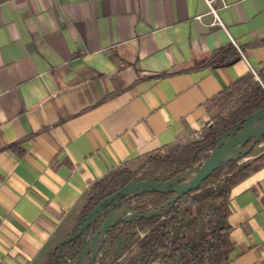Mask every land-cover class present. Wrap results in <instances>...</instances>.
<instances>
[{"label":"crops","instance_id":"1","mask_svg":"<svg viewBox=\"0 0 264 264\" xmlns=\"http://www.w3.org/2000/svg\"><path fill=\"white\" fill-rule=\"evenodd\" d=\"M212 1L223 25L206 0H0V264L44 262L94 181L201 139L209 100L264 68V0ZM230 208L232 264H264V168Z\"/></svg>","mask_w":264,"mask_h":264},{"label":"trees","instance_id":"2","mask_svg":"<svg viewBox=\"0 0 264 264\" xmlns=\"http://www.w3.org/2000/svg\"><path fill=\"white\" fill-rule=\"evenodd\" d=\"M239 52L231 45L217 51L210 60L214 66H225L239 58ZM251 71L223 89L208 102L211 123L202 130L201 139L189 144L179 142L147 155L139 170L128 167L110 171L94 181L87 201L79 214V220L71 235L104 200L134 181L152 180L168 182L201 166L211 156L219 140L228 131L245 124V119L264 109V68ZM216 110V112H215ZM264 142V134L261 136ZM252 141L245 149H249ZM254 150L238 160L223 163L200 188L172 200L173 192H143L129 199H122L121 208L139 213L132 221L121 220L108 230V238L102 242L95 263L104 264H232L234 246L231 241L230 197L232 190L264 168V151L250 159ZM142 177L138 178L140 173ZM183 181H180L182 183ZM112 203L110 206H112ZM168 204L167 206H165ZM160 210V214L144 216ZM109 213L94 223L98 232ZM127 237L117 257H111L114 242ZM85 246L82 237L59 245L47 255L43 264H66L81 256ZM127 255L125 261L120 258Z\"/></svg>","mask_w":264,"mask_h":264},{"label":"water","instance_id":"3","mask_svg":"<svg viewBox=\"0 0 264 264\" xmlns=\"http://www.w3.org/2000/svg\"><path fill=\"white\" fill-rule=\"evenodd\" d=\"M257 126L252 132L244 133L246 128L249 126ZM264 134V109L256 112L251 117L245 119V124L239 126L238 128L228 131L219 140L217 147L211 153V156L204 160V165L197 171L196 177L191 181L187 182L185 180V175L195 170L197 165L192 170L188 171L186 174L180 177L162 183L155 182L152 180L145 181H134L124 188L120 189L112 196L108 197L106 200L102 201L86 218V220L81 223L78 231L69 236L67 239L59 244L60 251H62L63 246L75 240L76 238L82 237L85 241V246L80 257L71 262V264H95V258L100 252L102 242L106 241L108 238V230L115 226L121 220L132 221L139 213L131 211L128 208H121L122 199L136 196L143 192H173L176 196L172 200H177L179 197L195 191L200 188L203 181H205L215 170H217L223 163L231 160H238L242 155H247L254 147L260 143L261 136ZM252 141V145L249 149H245L248 142ZM180 181H183L180 183ZM114 203L112 206H110ZM166 204L165 206H167ZM108 211L109 216L105 220L102 228L95 232L94 223L95 221L105 215ZM128 213L127 215H125ZM160 210L152 211L150 213H145L144 216H151L153 214H160ZM92 235L89 237V235ZM68 264V263H66Z\"/></svg>","mask_w":264,"mask_h":264},{"label":"rangeland","instance_id":"4","mask_svg":"<svg viewBox=\"0 0 264 264\" xmlns=\"http://www.w3.org/2000/svg\"><path fill=\"white\" fill-rule=\"evenodd\" d=\"M215 112H216V110H215ZM259 151H260V150H259ZM259 151H258V152H259ZM255 154H256V153L254 152V154L251 155V156H249L247 159H250V158L254 157ZM144 162H145V161L142 160L140 166H139L137 169H131V168H129V169H131V170H133V171L139 170L140 168H142ZM203 165H204V163H203ZM203 165H202V166H203ZM202 166H200V167H196V171H198L199 169H201ZM143 173H144V171L138 175V178L142 177ZM127 214H128V213H126L125 215H127ZM126 243H127V237H125V238L123 237L122 245L124 246ZM120 251H121V249L119 250V253H120ZM119 253H118L117 255H116V254H115V255L111 254V257H117V256L119 255ZM101 256H102V253L99 254V257H101ZM126 258H127V255H125V256L121 259V261H125ZM37 264H43V262H41V263H37ZM95 264H99V263H95ZM104 264H108V261L104 262Z\"/></svg>","mask_w":264,"mask_h":264},{"label":"built area","instance_id":"5","mask_svg":"<svg viewBox=\"0 0 264 264\" xmlns=\"http://www.w3.org/2000/svg\"><path fill=\"white\" fill-rule=\"evenodd\" d=\"M206 2H207V4H208V6H209V9H210V12L212 13V14H214V16H215V18L217 19L216 21L219 23V24H221V25H223L222 24V22L220 21V19H219V17H218V14H217V11H216V9H214V7L212 6V0H206ZM222 2H223V6L224 7H227V5H226V3L222 0ZM198 19H201V17H198ZM251 70H252V72L255 74V76L258 78V74H257V72L253 69V68H251ZM91 236H93L92 235V233H91V235H89V237H91ZM67 260V263L68 264H71V260L70 259H66Z\"/></svg>","mask_w":264,"mask_h":264},{"label":"bare ground","instance_id":"6","mask_svg":"<svg viewBox=\"0 0 264 264\" xmlns=\"http://www.w3.org/2000/svg\"><path fill=\"white\" fill-rule=\"evenodd\" d=\"M257 126H249L246 128L244 133L252 132ZM197 175V171L193 170L188 172L184 177L187 182H191Z\"/></svg>","mask_w":264,"mask_h":264}]
</instances>
